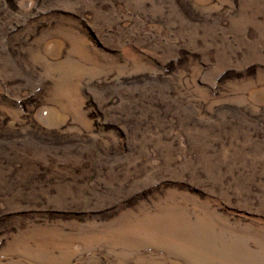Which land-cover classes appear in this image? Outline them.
<instances>
[{"label":"rangeland","instance_id":"374dc122","mask_svg":"<svg viewBox=\"0 0 264 264\" xmlns=\"http://www.w3.org/2000/svg\"><path fill=\"white\" fill-rule=\"evenodd\" d=\"M0 264H264V0H0Z\"/></svg>","mask_w":264,"mask_h":264}]
</instances>
